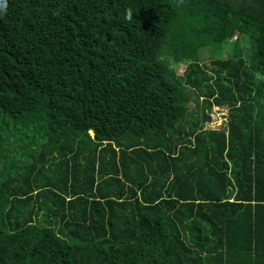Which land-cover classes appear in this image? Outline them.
Wrapping results in <instances>:
<instances>
[{"label":"trees","instance_id":"trees-1","mask_svg":"<svg viewBox=\"0 0 264 264\" xmlns=\"http://www.w3.org/2000/svg\"><path fill=\"white\" fill-rule=\"evenodd\" d=\"M0 264H264V0H0Z\"/></svg>","mask_w":264,"mask_h":264},{"label":"rangeland","instance_id":"rangeland-1","mask_svg":"<svg viewBox=\"0 0 264 264\" xmlns=\"http://www.w3.org/2000/svg\"><path fill=\"white\" fill-rule=\"evenodd\" d=\"M235 40H236V38L234 40H231V41L226 43L224 50H223V53H222V56H221V59H228V58L233 57V55L236 51L235 49H237V47L235 45ZM240 46H241V49L240 50L238 49L239 50L238 54L242 52L244 54L245 58L247 59V61H250L252 58V50H251L249 40L245 37L240 38ZM199 53H200V62L202 64L210 65V63L213 60H215L213 53L209 47L202 48ZM174 69L178 75H183V73L186 70V64L183 63V64L175 65ZM188 95L190 97H192V99H193V101L188 105V107L190 109H192V110L195 109L197 107L198 102H199V104H202V100L198 99L197 96L194 95L191 91H188ZM216 111H217V109L213 108L212 112H211V115L214 116L215 120L218 119V116L216 115ZM192 116L197 117L196 114H193ZM218 121L219 120H217L215 122H218ZM217 125H219V124H217Z\"/></svg>","mask_w":264,"mask_h":264},{"label":"built area","instance_id":"built-area-1","mask_svg":"<svg viewBox=\"0 0 264 264\" xmlns=\"http://www.w3.org/2000/svg\"><path fill=\"white\" fill-rule=\"evenodd\" d=\"M214 108L217 109L216 115L218 116L217 120L219 121L215 122L217 120H215L214 116L210 114L211 122L207 125V129H210L212 131H218V130H221L223 125L227 123L229 113L226 108H223V107H214Z\"/></svg>","mask_w":264,"mask_h":264}]
</instances>
